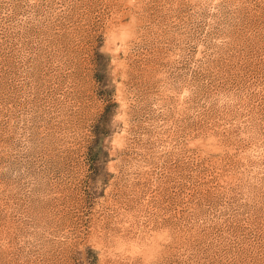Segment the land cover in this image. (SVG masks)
<instances>
[{"label": "rangeland", "instance_id": "1", "mask_svg": "<svg viewBox=\"0 0 264 264\" xmlns=\"http://www.w3.org/2000/svg\"><path fill=\"white\" fill-rule=\"evenodd\" d=\"M0 264H264V0H0Z\"/></svg>", "mask_w": 264, "mask_h": 264}]
</instances>
